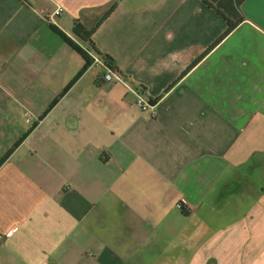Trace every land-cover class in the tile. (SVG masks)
Wrapping results in <instances>:
<instances>
[{
    "label": "crops",
    "instance_id": "0c3cea01",
    "mask_svg": "<svg viewBox=\"0 0 264 264\" xmlns=\"http://www.w3.org/2000/svg\"><path fill=\"white\" fill-rule=\"evenodd\" d=\"M0 72V264H264V0H0Z\"/></svg>",
    "mask_w": 264,
    "mask_h": 264
},
{
    "label": "trees",
    "instance_id": "16d2710c",
    "mask_svg": "<svg viewBox=\"0 0 264 264\" xmlns=\"http://www.w3.org/2000/svg\"><path fill=\"white\" fill-rule=\"evenodd\" d=\"M114 8H115V5H113L109 9V11L106 13L104 18H106L112 12V10ZM217 11L228 22V24L230 26H233L234 23L230 19H228L221 11H219V10H217ZM97 27H98V24L89 29V28L84 27L82 24L78 23L75 26V33H76L77 37L79 38V40L84 44H88L89 49L92 50V52H94L101 59H103L104 62L108 64V66L112 67L113 69H118V67L115 65V61H114L113 57H111V55H109L107 53H102L101 51H99L96 48L92 37H93V34H94L95 30L97 29ZM52 28L63 38V40L65 42H67V44H69L71 46V48L73 50H75L81 56L84 63H83V66L81 67L80 71L78 72L77 76L75 77V79L73 81H71V83H69L67 85V87L64 88V90L60 93L59 96L56 97V99L52 102V104L50 105L49 108H51L58 101V99L70 88L72 82H74L76 79H78L85 72V70L88 68V66L91 65L93 62V58L84 49H82L78 44H76L73 40H71L65 33H63L60 29L55 28L53 26H52ZM141 88L144 89V87H141ZM5 159H6V157L3 158L2 161H4Z\"/></svg>",
    "mask_w": 264,
    "mask_h": 264
},
{
    "label": "built area",
    "instance_id": "2783aa9c",
    "mask_svg": "<svg viewBox=\"0 0 264 264\" xmlns=\"http://www.w3.org/2000/svg\"><path fill=\"white\" fill-rule=\"evenodd\" d=\"M62 8L58 7L53 12H48L45 9H41V14L46 17L49 21H55V18L61 13ZM93 55V58H96V60L100 61L102 65L106 68L104 72L100 74V77L104 82L107 83H114V82H123L127 86H129L128 81L126 80L123 75L120 74V71L118 69H113L112 67L108 66L107 63L104 62L103 59H101L99 56H97L94 52L90 51ZM0 79H1V72H0ZM1 84V80H0ZM136 104L141 108L142 111L148 112L152 118L157 117L158 110L156 108V103H154L151 99L147 98L144 93H141L140 91L137 92L136 95Z\"/></svg>",
    "mask_w": 264,
    "mask_h": 264
}]
</instances>
